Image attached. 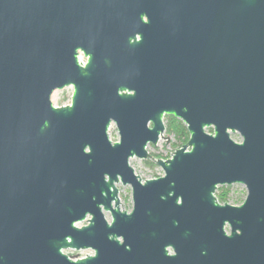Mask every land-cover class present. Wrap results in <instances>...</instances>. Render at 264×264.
Listing matches in <instances>:
<instances>
[{
    "label": "water",
    "instance_id": "water-1",
    "mask_svg": "<svg viewBox=\"0 0 264 264\" xmlns=\"http://www.w3.org/2000/svg\"><path fill=\"white\" fill-rule=\"evenodd\" d=\"M0 264H264V0H0Z\"/></svg>",
    "mask_w": 264,
    "mask_h": 264
},
{
    "label": "rangeland",
    "instance_id": "rangeland-1",
    "mask_svg": "<svg viewBox=\"0 0 264 264\" xmlns=\"http://www.w3.org/2000/svg\"><path fill=\"white\" fill-rule=\"evenodd\" d=\"M79 59L81 62H85L84 57L82 54H79ZM73 89L72 87H67L65 89L54 91L51 99L53 100L54 106L68 103L71 101ZM164 126H165V132L164 135L168 139V143L165 145V143L160 139L158 144L156 146L149 145L148 150L154 154L156 157H164V156H172V154L179 149V143L177 138L173 134H169L166 131V125H167V119L164 117ZM211 130V129H208ZM109 135L110 140L112 142H115L118 140V135L116 128L113 124H111L109 128ZM232 137L236 138L239 136L237 133L231 134ZM167 139H165L167 141ZM129 165L134 168L137 172H139L142 176H144L147 180L150 179L152 171L154 169V163H133L129 162ZM226 190L225 193H227V201H233V202H240L241 200H245L246 197V190L241 185H233L230 187H218ZM119 195L121 196V203H120V209L126 210L129 203H131V190L130 187L126 186L123 187L121 185H118ZM221 192V191H220ZM217 194V191L216 193ZM70 255H88L89 250L87 251H81V252H75L71 250H66Z\"/></svg>",
    "mask_w": 264,
    "mask_h": 264
},
{
    "label": "trees",
    "instance_id": "trees-1",
    "mask_svg": "<svg viewBox=\"0 0 264 264\" xmlns=\"http://www.w3.org/2000/svg\"><path fill=\"white\" fill-rule=\"evenodd\" d=\"M167 119V125H166V131L169 134H173L179 143V148H181L184 144L187 143L189 139L188 132L185 128V126L177 119L173 117H166ZM211 130H209V133ZM228 191V189H223V188H218L217 189V194H216V199L220 203H227V193L225 191ZM221 191V192H220Z\"/></svg>",
    "mask_w": 264,
    "mask_h": 264
},
{
    "label": "clouds",
    "instance_id": "clouds-1",
    "mask_svg": "<svg viewBox=\"0 0 264 264\" xmlns=\"http://www.w3.org/2000/svg\"><path fill=\"white\" fill-rule=\"evenodd\" d=\"M242 142H243L242 139L238 136V137H237V143H242ZM160 175L163 176L164 173L161 172ZM242 202H243V200L240 201V203H242ZM126 210H127L128 213H131V211H132L131 203H129V205H128V207H127ZM104 216H105L107 222H108L109 225H110L111 222H112V218H111V216H110L107 212L104 213ZM76 226H77V227H80V225H76ZM117 239H118V240H121V242H122V238H117ZM167 251L169 252V254H174L171 248H168ZM88 255H90V256H94L95 253H94L93 250H89Z\"/></svg>",
    "mask_w": 264,
    "mask_h": 264
},
{
    "label": "flooded vegetation",
    "instance_id": "flooded-vegetation-1",
    "mask_svg": "<svg viewBox=\"0 0 264 264\" xmlns=\"http://www.w3.org/2000/svg\"><path fill=\"white\" fill-rule=\"evenodd\" d=\"M85 62H86V60H85ZM84 62V63H85ZM120 185V184H119ZM118 187V186H117ZM216 197V196H215ZM217 202H218V200H217ZM219 204H222V203H220V202H218ZM243 203V202H242ZM241 203V204H242ZM223 204H226V203H223ZM227 204H228V202H227ZM241 204H239V205H241ZM239 205H237V206H239ZM120 207V206H119ZM121 210V209H120ZM122 211V210H121ZM126 212V211H125ZM109 214V213H108ZM110 215V214H109ZM90 219V217H88V216H86V218L81 222V223H79V225L80 224H82V226H80V227H83V226H86L87 225V221ZM106 219V218H105ZM79 227V228H80ZM87 251V250H86ZM79 252H81V251H79ZM69 257V256H68ZM87 256H85V257H82V258H79V259H84V258H86ZM69 258H71V257H69ZM72 259V258H71ZM79 259H75V260H79ZM72 260H74V259H72Z\"/></svg>",
    "mask_w": 264,
    "mask_h": 264
},
{
    "label": "built area",
    "instance_id": "built-area-1",
    "mask_svg": "<svg viewBox=\"0 0 264 264\" xmlns=\"http://www.w3.org/2000/svg\"><path fill=\"white\" fill-rule=\"evenodd\" d=\"M80 60V59H79ZM80 62H81V60H80ZM83 63V62H82Z\"/></svg>",
    "mask_w": 264,
    "mask_h": 264
}]
</instances>
